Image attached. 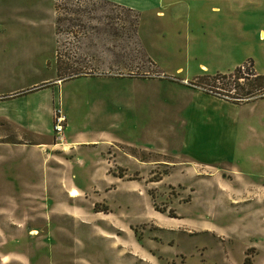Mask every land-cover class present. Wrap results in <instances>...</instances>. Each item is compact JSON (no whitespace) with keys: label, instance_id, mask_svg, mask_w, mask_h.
Segmentation results:
<instances>
[{"label":"crops","instance_id":"crops-1","mask_svg":"<svg viewBox=\"0 0 264 264\" xmlns=\"http://www.w3.org/2000/svg\"><path fill=\"white\" fill-rule=\"evenodd\" d=\"M101 1L135 12L137 44L153 67L154 76L110 74L130 68L127 53L122 49L119 54L113 53L110 42V47L105 44L99 53L101 58L92 59L93 66L83 67L82 74L60 78L58 74L0 90V124L7 123L12 130L9 136L0 130V161L9 158L14 170L11 182L15 187L4 192L10 207L51 208L52 214L63 216L66 205L78 203V196L71 194L79 192L92 203L104 202L110 209L108 215L122 217L113 213L118 193L125 192L142 203L132 191L148 192L160 184L190 185L191 176H196L197 182L205 180L202 174L224 168L234 155H224L220 150L224 147L226 100L191 87L190 81L242 66L244 60L251 58L248 54L237 59L243 43L257 44L264 57V0ZM55 21L56 9L50 0H0V41L8 43L20 38L16 35L20 32L41 31L44 35H37V40L51 41L46 54L58 64V56L51 52ZM129 80L140 82L141 95L152 101L148 107H152L154 116H147L145 125L157 119L156 128L166 129L160 133L152 125L139 127L146 137L154 138L129 140L113 133L106 111L120 94L118 87ZM57 105L66 116L61 137L52 128ZM96 108L102 110L98 116L91 112ZM127 129V124L121 122L115 130L123 133ZM140 129L133 127L134 131ZM206 129H213L211 141L203 135ZM141 153L147 157L142 158ZM40 166L41 180L22 178L29 168L38 170ZM160 166L166 172L157 180H150L148 176L155 175L154 169ZM227 166L238 173L242 191L256 189L251 170L242 172ZM197 184L214 190L205 183ZM249 212L254 214L257 232H264V215L254 213V209L244 213ZM253 241L243 245L250 248L255 246ZM258 244L264 247V241Z\"/></svg>","mask_w":264,"mask_h":264},{"label":"rangeland","instance_id":"rangeland-1","mask_svg":"<svg viewBox=\"0 0 264 264\" xmlns=\"http://www.w3.org/2000/svg\"><path fill=\"white\" fill-rule=\"evenodd\" d=\"M50 3L56 9L51 52L58 56V64L52 55L46 54L51 41L36 38L44 33H17L22 37L8 43L0 41V90L58 74V78L82 74L83 67L93 66L92 59L101 58L99 53L104 51L105 44L110 47V42L113 53L119 54L120 49L127 53L130 65L129 70L110 74L154 76L153 67L137 44L134 11L101 0H50ZM248 54L251 58L243 61L244 66L253 63L257 70L264 71V57L257 44H241L237 59L242 60ZM196 82L194 78L190 86L204 91L192 85ZM118 88L120 94L106 111L114 134L137 140L156 137H146L139 128L141 125H152L160 133L166 130L162 126L156 128L157 119L145 125L144 119L153 117L154 111L148 107L152 101L141 95L140 82L124 81ZM85 104L88 106L87 101ZM98 109H92V114L100 115L102 110ZM223 118L224 147L220 150L224 155H234L224 168L208 170L202 174L205 180L198 181L214 190L200 188L196 176H191L190 185L160 184L148 192L132 191L142 203L125 192L118 193L113 213L122 217L108 215L110 209L104 202L92 203L79 192L71 194L78 196V203L66 205L63 216H55L51 208L42 211L27 205L10 207L4 192H10L12 185L15 187L11 182L14 170L10 159L4 158L0 161V264H264L261 255L264 247L257 245L264 241V232H257L252 212L244 213L254 209V213L264 215V98L237 104L226 101ZM121 122L128 129L116 133ZM134 126L140 130L134 131ZM0 130L7 136L12 132L7 123H1ZM206 130L203 135L211 141L213 129ZM141 156L147 157L144 153ZM227 165L242 172L251 170L250 178L257 184L256 189L242 191L238 173ZM166 170L157 167L156 174L148 178L157 180ZM28 171L22 178L43 177L41 166ZM253 239L255 246L243 245Z\"/></svg>","mask_w":264,"mask_h":264},{"label":"trees","instance_id":"trees-1","mask_svg":"<svg viewBox=\"0 0 264 264\" xmlns=\"http://www.w3.org/2000/svg\"><path fill=\"white\" fill-rule=\"evenodd\" d=\"M192 84L236 104L264 98V74L256 73L253 64L249 67L243 64L228 73L201 75L197 77V82Z\"/></svg>","mask_w":264,"mask_h":264},{"label":"built area","instance_id":"built-area-1","mask_svg":"<svg viewBox=\"0 0 264 264\" xmlns=\"http://www.w3.org/2000/svg\"><path fill=\"white\" fill-rule=\"evenodd\" d=\"M131 75H134L133 72ZM191 84V83H190ZM193 85V84H192ZM66 122V116L60 105H57L54 108V116H53V132L56 136L61 137Z\"/></svg>","mask_w":264,"mask_h":264}]
</instances>
